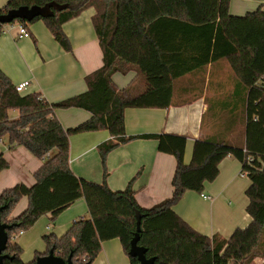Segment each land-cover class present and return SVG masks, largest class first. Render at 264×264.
<instances>
[{
	"label": "trees",
	"instance_id": "obj_1",
	"mask_svg": "<svg viewBox=\"0 0 264 264\" xmlns=\"http://www.w3.org/2000/svg\"><path fill=\"white\" fill-rule=\"evenodd\" d=\"M231 0H10L0 16L21 7H40L44 13L26 26L43 21L66 51L71 42L63 25L84 10L95 9L93 26L103 53V66L85 78L87 92L51 105L41 94L22 95L0 70V139L8 149L23 146L44 161L35 173L36 184H18L0 195L3 223L8 231L5 252L13 259L4 264H25L23 249L13 239L28 231L45 215L53 221L80 199L87 203L90 217L76 220L62 237H43L50 250L74 264H93L102 243L119 239L129 256L137 230L136 210L142 217L139 246L147 250L154 264H253L264 259V10L244 16L230 13ZM5 25L0 24V35ZM194 35L197 57L177 58L187 46L163 42L161 37ZM225 59L248 90L245 143L200 140L195 143L192 162L184 161L187 138L175 135L152 136L160 152L176 158L172 181L173 194L150 209H142L133 191H112L107 184L78 178L70 167V137L100 130L109 131L114 140L99 146L105 158L120 144L135 138L126 136L125 111L128 108H168L172 82L196 68ZM138 70L147 91L136 95L133 86L120 90L113 81L115 73ZM168 96L167 101L161 97ZM79 108L92 114L87 122L65 129L55 116L58 109ZM18 111V118L10 113ZM147 138H149L147 136ZM56 151L55 154H51ZM233 156L242 163L251 184L246 191L247 213L252 221L237 229L229 239L205 236L192 229L174 211L188 191L202 193L207 182L217 179L220 163ZM9 167L0 153V173ZM29 207L17 218L9 219L22 198ZM46 253L45 255H47ZM41 254L36 255L37 257ZM130 257V256H129ZM36 259L30 263L34 264ZM131 264H138L130 257Z\"/></svg>",
	"mask_w": 264,
	"mask_h": 264
},
{
	"label": "crops",
	"instance_id": "obj_2",
	"mask_svg": "<svg viewBox=\"0 0 264 264\" xmlns=\"http://www.w3.org/2000/svg\"><path fill=\"white\" fill-rule=\"evenodd\" d=\"M8 1L0 0V9ZM260 7L264 10V0L230 1V13L234 16H244ZM94 15L95 9L89 8L63 25L71 51L62 48L43 21L28 25L30 37L22 39H17L16 32L5 25L0 35V70L15 86L30 82L23 95L39 93L51 105L87 92L85 78L103 66V53L93 26ZM161 40L187 46V50L177 52V58L191 62L189 58L197 57L194 35L163 36ZM113 81L120 90L132 85L136 95L148 89L144 77L134 68L127 73H115ZM171 88L168 108L126 109V136L135 139L120 144L105 158L101 157L99 146L114 140L109 131L71 136L69 162L73 173L88 182L105 183L114 192L131 190L139 207L150 209L172 196L177 166L176 158L160 152L158 140L152 136L186 137L184 161L187 165L192 162L197 141L244 145L248 90L227 60L196 68L174 79ZM161 99L165 102L168 96ZM10 115L18 118L19 113L12 111ZM55 116L65 129L75 128L92 118L90 112L79 108L58 109ZM0 153L9 165L0 173V195L18 184L27 187L36 184L35 173L43 166L42 159L23 146L8 149L5 140L0 143ZM219 170L217 179L207 182L202 193L188 191L173 209L195 231L208 237L219 235L229 239L235 230L248 227L252 221L247 213L246 195L251 182L242 175V163L233 156L226 157ZM202 194L211 199H204ZM28 207V198H22L9 219L17 218ZM89 217L84 199L65 209L55 221L51 214L43 216L16 239L23 249L22 261L30 264L37 254L48 253L47 245L42 243L48 231L62 237L76 220ZM93 264H131V260L121 241L112 239L102 243Z\"/></svg>",
	"mask_w": 264,
	"mask_h": 264
},
{
	"label": "water",
	"instance_id": "obj_3",
	"mask_svg": "<svg viewBox=\"0 0 264 264\" xmlns=\"http://www.w3.org/2000/svg\"><path fill=\"white\" fill-rule=\"evenodd\" d=\"M44 9L40 7H21L17 10H12L4 16H0V24L7 25L14 23L17 20H22L27 23L32 22L36 17L42 15ZM6 207H0V264H4L7 259H13L5 252L8 249L9 244V234L8 231L13 228V225L3 223L1 219V214L4 212ZM136 220H137V230L134 238L131 241V247L129 251V256L136 258L138 264H154L156 258H147V250L139 246L140 233L142 231V217L140 211L136 210ZM34 264H74L73 254L71 253L67 259H64L55 254L54 250H50L47 255H42L37 257Z\"/></svg>",
	"mask_w": 264,
	"mask_h": 264
},
{
	"label": "built area",
	"instance_id": "obj_4",
	"mask_svg": "<svg viewBox=\"0 0 264 264\" xmlns=\"http://www.w3.org/2000/svg\"><path fill=\"white\" fill-rule=\"evenodd\" d=\"M9 27H10V31H15L16 32V38L17 39H22V38H29L30 37V31L28 29V27L21 23V22H14V23H11V24H7ZM4 32H8L7 29L4 30ZM261 82L264 84V75L262 76L261 78ZM30 86V82L26 81V82H23L19 85L16 86V90L18 93L20 94H24L25 93V90ZM0 143L2 144L3 143V140L0 139ZM242 175L243 176H247L246 173L244 171H242ZM202 197L204 199H208L210 200L211 197L210 196H206L204 194H202ZM25 231H20L19 234L15 235L14 236V240H16L18 237L24 235ZM256 262V264H264V259H260V258H256L254 260Z\"/></svg>",
	"mask_w": 264,
	"mask_h": 264
},
{
	"label": "rangeland",
	"instance_id": "obj_5",
	"mask_svg": "<svg viewBox=\"0 0 264 264\" xmlns=\"http://www.w3.org/2000/svg\"><path fill=\"white\" fill-rule=\"evenodd\" d=\"M247 179H248V178H247ZM48 234H52V232H51V231H48ZM43 241H44V239H43ZM43 241H42V243H44L43 245H47L46 242H45V241L43 242ZM15 242H16V240H15ZM260 259H261V258H260ZM253 264H256V262L254 261Z\"/></svg>",
	"mask_w": 264,
	"mask_h": 264
}]
</instances>
